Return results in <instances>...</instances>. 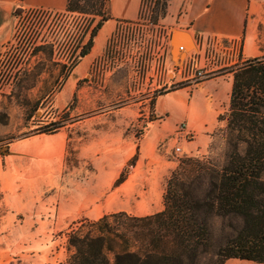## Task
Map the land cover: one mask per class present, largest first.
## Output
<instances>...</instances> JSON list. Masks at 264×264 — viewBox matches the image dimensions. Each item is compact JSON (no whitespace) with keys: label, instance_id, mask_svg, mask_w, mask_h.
Returning <instances> with one entry per match:
<instances>
[{"label":"rangeland","instance_id":"rangeland-1","mask_svg":"<svg viewBox=\"0 0 264 264\" xmlns=\"http://www.w3.org/2000/svg\"><path fill=\"white\" fill-rule=\"evenodd\" d=\"M256 1L252 17L261 47L264 0ZM148 19L144 14L121 21L120 30L97 60L90 82L82 83L62 105L58 101L63 102V87L51 72L60 68L58 64H71L89 39L83 18L65 12L14 11L13 35L0 48V94H8L6 103L0 104V264H67L69 233L86 220H96L82 215L68 221L62 209L79 186L111 168L112 159L120 157L123 162L118 179L130 174L135 180L159 177L166 184L165 191L181 159L198 157L216 166L225 162L226 100L231 92L228 97L223 93L221 122L206 150L184 149L197 144L192 142L196 140L192 132L191 137H178L182 122L169 139L153 147L145 146V138L161 123L155 121L159 96L189 90L196 80L223 79L219 83L226 85V80L232 81L231 71L246 60L240 51L237 62L221 64L212 46L201 55L194 40L179 58L168 44L174 31L154 26ZM193 50L192 56L199 58L194 68L189 66L192 58L187 59V52ZM45 129L52 132H40ZM130 145L134 147L131 154ZM213 222L215 243L222 244L223 221L216 218ZM210 258L206 255L203 261Z\"/></svg>","mask_w":264,"mask_h":264},{"label":"trees","instance_id":"trees-1","mask_svg":"<svg viewBox=\"0 0 264 264\" xmlns=\"http://www.w3.org/2000/svg\"><path fill=\"white\" fill-rule=\"evenodd\" d=\"M169 2L142 0L139 18L147 14L159 26ZM108 4L68 0L65 13L81 16L84 34H89L76 59L90 53L96 34L110 19ZM77 62L65 63V72ZM231 74L225 162L216 166L198 157L181 159L158 213L138 217L119 212L86 220L69 233L67 264H224L230 258L264 263V55L247 59ZM124 180L122 175L116 184ZM216 218L226 233L222 244L215 243ZM206 255L212 256L208 262L203 261Z\"/></svg>","mask_w":264,"mask_h":264},{"label":"crops","instance_id":"crops-1","mask_svg":"<svg viewBox=\"0 0 264 264\" xmlns=\"http://www.w3.org/2000/svg\"><path fill=\"white\" fill-rule=\"evenodd\" d=\"M67 4L68 0H0V48L13 35L16 9L45 8L54 12H65ZM256 4V0H170L167 14L161 18L160 24L173 31L177 29L189 32L197 45L196 51L201 55L205 46L200 40L201 35L240 39L242 60L252 59L264 55V45L259 47L257 44L258 33L252 17ZM141 6L142 0H109L108 11L111 17L96 34L90 53L81 58L67 73L65 63L58 64L60 68L54 70V73L51 72L52 78L63 87L61 90L63 94L60 97L63 102L58 101L59 104L63 105L70 96H75L82 83L90 82L88 78L92 77L96 62L106 50L119 23L138 19ZM193 52L194 50L187 52V59ZM7 80L11 81L9 78ZM220 80L223 79L202 80L194 87L189 86V90L183 88L159 96L155 102L157 117L155 121L161 123L149 131L145 138V146L153 147L160 141L169 139L177 125L186 122L187 131L196 135V140L192 142H196L197 145L190 143L184 149L190 151V148H196L198 152L206 150L211 133L221 122L218 116L223 110L220 102L223 93L225 92L228 97L232 90L233 77L231 82L226 80V85H220ZM191 87L194 88L192 91ZM7 97V91L0 94L1 105L6 103ZM228 102L230 103V98L229 101L226 100V104ZM129 147L131 154L134 147L131 145ZM119 158L110 160L111 168L102 171L72 192L62 209L68 221L82 215L99 220L105 215L119 212L147 216L164 209L166 184L159 177L152 180H135L133 174H130L122 183L116 184L123 169L122 159ZM224 264L264 263L230 258Z\"/></svg>","mask_w":264,"mask_h":264},{"label":"built area","instance_id":"built-area-1","mask_svg":"<svg viewBox=\"0 0 264 264\" xmlns=\"http://www.w3.org/2000/svg\"><path fill=\"white\" fill-rule=\"evenodd\" d=\"M29 10L51 11V10H48L45 8H31ZM128 24H130V23H128ZM119 30H120V26L118 27V31ZM168 39H169L168 44L171 47L172 42L170 40V37H168ZM200 40L203 41V43L205 44V46H204L205 52H206L205 47L207 48V52H208V47L212 46V49H214L215 51H217V53H219V59H218L219 63H221V64L232 63L233 64L239 60V54H240L239 52L241 51L242 45L238 39H228V38L222 39V38H218V37H209L206 35H201ZM180 49L182 51H186V49L183 46H180ZM78 54H76L74 57H72L71 64L74 61L77 62L76 56H78ZM202 55H203V53H202ZM191 58H192V61L189 62V66L194 68L195 63L198 62V58H197V56L196 57L191 56ZM197 72L199 75H202V71L200 69H197ZM177 134L179 135L178 137H180V138L191 137V134L187 131L186 122H182L179 125L178 130H177ZM176 149L178 151H181L180 146L176 147Z\"/></svg>","mask_w":264,"mask_h":264},{"label":"water","instance_id":"water-1","mask_svg":"<svg viewBox=\"0 0 264 264\" xmlns=\"http://www.w3.org/2000/svg\"><path fill=\"white\" fill-rule=\"evenodd\" d=\"M171 42L173 52L179 55V58L184 56V52L180 49V46H183L186 50L188 47L193 46V39L189 32L174 30L171 35Z\"/></svg>","mask_w":264,"mask_h":264}]
</instances>
